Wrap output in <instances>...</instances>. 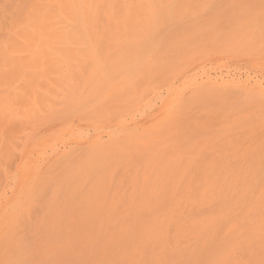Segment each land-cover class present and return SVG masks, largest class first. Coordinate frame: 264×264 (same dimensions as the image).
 I'll list each match as a JSON object with an SVG mask.
<instances>
[{"label": "rangeland", "instance_id": "rangeland-1", "mask_svg": "<svg viewBox=\"0 0 264 264\" xmlns=\"http://www.w3.org/2000/svg\"><path fill=\"white\" fill-rule=\"evenodd\" d=\"M0 264H264V0H0Z\"/></svg>", "mask_w": 264, "mask_h": 264}]
</instances>
